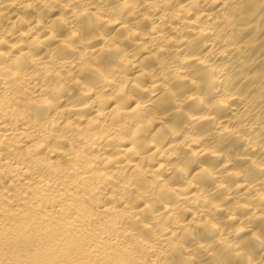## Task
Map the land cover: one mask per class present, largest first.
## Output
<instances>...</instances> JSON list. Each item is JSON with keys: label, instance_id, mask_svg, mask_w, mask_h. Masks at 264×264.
Masks as SVG:
<instances>
[{"label": "bare ground", "instance_id": "bare-ground-1", "mask_svg": "<svg viewBox=\"0 0 264 264\" xmlns=\"http://www.w3.org/2000/svg\"><path fill=\"white\" fill-rule=\"evenodd\" d=\"M0 264H264V0H0Z\"/></svg>", "mask_w": 264, "mask_h": 264}, {"label": "clouds", "instance_id": "clouds-1", "mask_svg": "<svg viewBox=\"0 0 264 264\" xmlns=\"http://www.w3.org/2000/svg\"><path fill=\"white\" fill-rule=\"evenodd\" d=\"M222 104H225L226 102L225 101H221Z\"/></svg>", "mask_w": 264, "mask_h": 264}]
</instances>
